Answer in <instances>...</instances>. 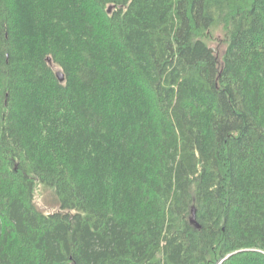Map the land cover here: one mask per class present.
Returning a JSON list of instances; mask_svg holds the SVG:
<instances>
[{
	"label": "trees",
	"instance_id": "1",
	"mask_svg": "<svg viewBox=\"0 0 264 264\" xmlns=\"http://www.w3.org/2000/svg\"><path fill=\"white\" fill-rule=\"evenodd\" d=\"M0 264H264V0H0Z\"/></svg>",
	"mask_w": 264,
	"mask_h": 264
},
{
	"label": "rangeland",
	"instance_id": "2",
	"mask_svg": "<svg viewBox=\"0 0 264 264\" xmlns=\"http://www.w3.org/2000/svg\"><path fill=\"white\" fill-rule=\"evenodd\" d=\"M215 42L211 43V48H214ZM34 202L37 207L44 212H52L58 208L57 200L51 190L45 189L42 185L36 184L34 189Z\"/></svg>",
	"mask_w": 264,
	"mask_h": 264
},
{
	"label": "water",
	"instance_id": "3",
	"mask_svg": "<svg viewBox=\"0 0 264 264\" xmlns=\"http://www.w3.org/2000/svg\"><path fill=\"white\" fill-rule=\"evenodd\" d=\"M211 51H213V48H210ZM48 62H51L50 58H47ZM56 76L59 79L60 82L63 81V73L60 70L56 71ZM192 217H191V222H195V218H194V208L192 209ZM198 226V225H197Z\"/></svg>",
	"mask_w": 264,
	"mask_h": 264
}]
</instances>
